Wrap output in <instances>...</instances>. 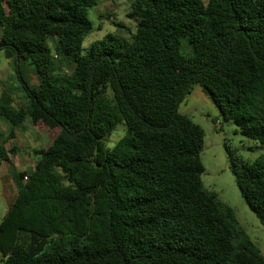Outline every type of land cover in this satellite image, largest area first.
I'll list each match as a JSON object with an SVG mask.
<instances>
[{
  "label": "trees",
  "instance_id": "1",
  "mask_svg": "<svg viewBox=\"0 0 264 264\" xmlns=\"http://www.w3.org/2000/svg\"><path fill=\"white\" fill-rule=\"evenodd\" d=\"M94 5L0 0V51L16 72L30 62L38 80L29 87L18 74L20 108L0 97L11 125L0 161L25 120L58 129L30 172L11 170L1 264H264L204 187V131L178 111L199 85L224 121L264 145V0H132L135 31L116 23L126 40L108 33L84 50ZM118 122L126 133L107 148ZM230 162L264 226V155L247 163L230 152Z\"/></svg>",
  "mask_w": 264,
  "mask_h": 264
},
{
  "label": "rangeland",
  "instance_id": "2",
  "mask_svg": "<svg viewBox=\"0 0 264 264\" xmlns=\"http://www.w3.org/2000/svg\"><path fill=\"white\" fill-rule=\"evenodd\" d=\"M131 2L132 0H95V5L88 10L93 31L84 38L83 49H87L91 43L101 40L108 33L115 35L120 41L126 40L127 31H122L116 23H122L132 33L135 31L136 20L127 17ZM54 42L55 38L49 40L50 45ZM18 74L29 87L38 86L37 76L30 62H21L19 72H16L12 60L7 59L4 52L0 51V97L2 94L8 95L14 108H20L26 102L17 78ZM178 111L198 124L204 131L200 154L204 167L201 177L204 187L216 193L219 199L234 211L238 222L251 241L264 254V226L260 224L241 197L230 162L231 152L238 159L251 163L264 155V145L242 136L232 121H224L218 108L199 85L192 86L190 93L180 103ZM10 130L9 122L0 119V133L7 135ZM57 132L58 129L51 130L43 125L34 126L29 120H25L14 129L15 137L7 141L4 146L9 150L8 152L12 148L18 152L14 162L17 166L24 164L25 168L31 169L37 161L39 152L50 144ZM125 133L126 125L118 122L111 134L104 139L105 146L112 148ZM11 157L14 155L11 154ZM3 167L1 171H5L8 175L14 168L12 164ZM5 212L4 201H0V222ZM2 260L3 257L0 255V264Z\"/></svg>",
  "mask_w": 264,
  "mask_h": 264
},
{
  "label": "crops",
  "instance_id": "3",
  "mask_svg": "<svg viewBox=\"0 0 264 264\" xmlns=\"http://www.w3.org/2000/svg\"><path fill=\"white\" fill-rule=\"evenodd\" d=\"M4 150H5L8 161H0V184H1L0 201H4L6 212H7L8 208L10 207V205L13 203V201L16 198V187L13 182L11 173L10 175H8L6 174L5 171L2 172L1 168H4L3 166L6 167V165L8 164H12L14 166L12 171H15L17 173H25V172L28 173L33 168L27 169L25 168L26 166L24 164H21V166H17L16 163L14 162H16L15 159L17 157L16 155L18 154V152L16 151V154L14 155V157H11L10 152H8L9 150L5 146H4ZM26 156H29V155H26ZM28 161H29V158H28Z\"/></svg>",
  "mask_w": 264,
  "mask_h": 264
},
{
  "label": "built area",
  "instance_id": "4",
  "mask_svg": "<svg viewBox=\"0 0 264 264\" xmlns=\"http://www.w3.org/2000/svg\"><path fill=\"white\" fill-rule=\"evenodd\" d=\"M27 178H25V180H26Z\"/></svg>",
  "mask_w": 264,
  "mask_h": 264
}]
</instances>
